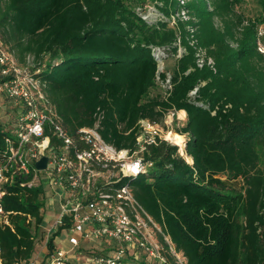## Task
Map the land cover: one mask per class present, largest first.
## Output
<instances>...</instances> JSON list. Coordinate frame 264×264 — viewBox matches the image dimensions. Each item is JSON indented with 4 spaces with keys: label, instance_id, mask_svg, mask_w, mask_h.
<instances>
[{
    "label": "trees",
    "instance_id": "16d2710c",
    "mask_svg": "<svg viewBox=\"0 0 264 264\" xmlns=\"http://www.w3.org/2000/svg\"><path fill=\"white\" fill-rule=\"evenodd\" d=\"M147 1L0 0V40L20 65L33 60L30 69L61 125L82 148L88 146L80 131L98 125L107 143L138 151L142 120L164 124L170 112L186 111L187 124L177 132L189 137L186 154L193 164L179 146L157 138L140 154L151 166L120 186L130 183L138 203L188 264H264V169L259 153L264 150V55L258 51L264 0L263 15L246 26L241 17L238 22L229 15L243 0L216 1L212 10L206 0L187 3L199 18L195 37L215 60L216 71L197 64L189 22L148 24L141 19L137 9H145ZM150 1L168 19L180 9L178 0ZM216 19L223 31L216 28ZM178 38L186 53L173 72L159 73L151 47L177 53ZM168 72L171 91L163 85ZM157 85L162 96L150 97ZM46 133L52 145L63 144L54 129L48 127ZM12 135L0 124V150ZM15 170L8 172L3 200L9 224L0 225L8 263L37 254L36 237L46 223L48 202L46 182L28 186L37 174L34 167L29 174ZM69 226L50 238L51 252ZM125 264L159 263L141 254Z\"/></svg>",
    "mask_w": 264,
    "mask_h": 264
},
{
    "label": "built area",
    "instance_id": "2783aa9c",
    "mask_svg": "<svg viewBox=\"0 0 264 264\" xmlns=\"http://www.w3.org/2000/svg\"><path fill=\"white\" fill-rule=\"evenodd\" d=\"M141 15L145 13L141 11ZM260 50L264 52L262 48ZM165 51V48H154L153 57L158 68H164ZM32 62L30 58L28 66L20 65L0 40V89L17 111L14 135L6 138V149L0 150V225L9 224L3 200L6 184L10 181L8 172L13 168H16L14 172L25 174L31 173L33 167L36 169V179L28 184L29 187L39 185L37 175L44 173V181L63 203L49 230L44 250L29 260L8 263L3 258L0 243V264H71V249L57 246L53 252L49 249L51 234L66 225H70L64 231L72 250L79 248L82 242L91 241H107L114 246L104 254L92 253L87 259L92 264H125L138 259L141 254L159 264H170L168 253L175 264H188L185 254L175 248L161 225L138 203L130 183L120 186L125 178L134 180L151 166L140 154L147 145L155 144L157 138L164 139L158 133L159 125L149 120L140 122L142 132L138 137L139 149L135 152L118 150L107 143L99 133L98 125L80 131L82 142L88 146L82 148L61 125L43 84L30 69ZM199 67H204V63H199ZM163 85L166 91L173 89L171 74L167 73ZM198 90L196 88L190 96L194 98ZM177 114L170 112L166 119L169 115L176 118ZM48 127L54 129L63 144L52 145L51 137L46 133ZM44 156L49 158L47 169L39 171L36 163ZM111 172L114 174L110 176ZM101 175L107 176L106 181L99 182Z\"/></svg>",
    "mask_w": 264,
    "mask_h": 264
},
{
    "label": "rangeland",
    "instance_id": "374dc122",
    "mask_svg": "<svg viewBox=\"0 0 264 264\" xmlns=\"http://www.w3.org/2000/svg\"><path fill=\"white\" fill-rule=\"evenodd\" d=\"M191 0H178L180 3V9L175 12L170 19H168L164 14H162L159 10V8L156 6L155 3H152L150 0H148L144 6L145 9L138 8L137 12L141 19L145 21L143 18H147L148 24H159L161 22H168L171 23V25H176L178 21H183V22H189L188 24V30L191 33L190 39L191 43L190 45L196 49V58H197V64L199 65L204 63V66L207 65L208 67L212 68L215 67V60L211 58L208 55L207 49L202 47L200 45V41L195 35L197 36V33L199 32V18L194 16L187 8V3ZM208 2V7L212 10V5L216 1L220 0H206ZM233 13H229V15L236 21L239 22V18H242V24L249 25L250 20H255L263 15V9L260 4V0H243L241 3H236L233 6ZM141 11L145 13V15H141ZM233 14L236 16L233 17ZM143 16V17H142ZM145 21V22H146ZM237 22V23H238ZM216 28L219 30L223 31L224 28L221 26V22L219 19L215 20ZM191 29V30H190ZM193 31V32H192ZM240 35V34H239ZM264 26H260L258 30V51L264 55V52H262L260 49L264 50ZM181 38H178V41L175 43V46L178 47L177 53H174L170 49L164 46H155L151 47L152 49V55L154 48H165V54L166 56L163 58L165 59L164 61V68L159 67L161 69V73L164 72H173L174 68L176 67L177 60L182 54L186 53V49L182 46ZM235 41H230L231 46L233 48H237V44L234 43ZM210 57V58H208ZM264 65V63H263ZM168 72V73H169ZM171 74V73H169ZM162 87L157 85L155 90L151 92L150 97H156V96H162ZM16 116H17V111H15L13 102L8 99L6 94L0 89V124L3 126V129L5 131H9L12 134L15 132V128L17 126L16 123ZM183 115L178 112L177 117L175 118L173 115H169L167 119L165 120L164 124H158V133L161 135L162 138L167 139L168 142H170L173 145L179 146L175 143H173L171 140L167 138V134L170 132H175L178 133L177 131L182 129L186 124L187 120L182 119ZM179 134V133H178ZM184 136L185 139V146H179L180 148V154L185 157L186 155V150H187V142L189 140V137L187 135H182ZM260 168L264 169V150H260ZM187 159V158H186ZM39 161V160H38ZM188 161V160H187ZM189 162V161H188ZM190 163V162H189ZM192 164V163H190ZM114 173H110L109 175H113ZM37 183H44L45 179V174L44 173H38L37 175ZM36 179V178H35ZM107 176L101 175L99 177V182L101 181H106ZM238 189H242L243 183H238ZM59 196V195H58ZM58 196L56 194V191L51 189L50 185H47V192H46V197H47V206L45 208V215H46V223L42 227V229L38 232V236L36 237L38 239V244H37V250L36 253H38L41 249L44 250V245L47 240V237L49 235V230L52 228V226L55 223V220L61 210V204L63 201L58 200ZM53 237V234H51ZM51 237V238H52ZM112 244L107 241H91V242H82L80 244L79 248H76L75 250H72L71 245L69 244L68 241V235L66 234V231H63L60 236L56 239V246L59 249H64L68 250L71 249V257H72V262H76V264H92L87 261L88 258L91 257V255L95 254H104L111 248H114V246H111ZM110 246V247H109ZM109 247V248H108ZM91 252H94L93 254H90ZM90 256V257H89Z\"/></svg>",
    "mask_w": 264,
    "mask_h": 264
},
{
    "label": "bare ground",
    "instance_id": "6f19581e",
    "mask_svg": "<svg viewBox=\"0 0 264 264\" xmlns=\"http://www.w3.org/2000/svg\"><path fill=\"white\" fill-rule=\"evenodd\" d=\"M182 114L184 116L185 112L183 111ZM167 138L179 146H185V139L184 136H182L181 134L170 132L169 134H167ZM185 157L190 163L193 162V159L187 154L185 155Z\"/></svg>",
    "mask_w": 264,
    "mask_h": 264
},
{
    "label": "water",
    "instance_id": "95a60500",
    "mask_svg": "<svg viewBox=\"0 0 264 264\" xmlns=\"http://www.w3.org/2000/svg\"><path fill=\"white\" fill-rule=\"evenodd\" d=\"M48 157L44 156L43 158H41L37 163H36V167L39 171H45L47 169V163H48ZM193 164V162H192Z\"/></svg>",
    "mask_w": 264,
    "mask_h": 264
},
{
    "label": "crops",
    "instance_id": "0c3cea01",
    "mask_svg": "<svg viewBox=\"0 0 264 264\" xmlns=\"http://www.w3.org/2000/svg\"><path fill=\"white\" fill-rule=\"evenodd\" d=\"M182 112L183 111H180V113L182 114ZM185 112V114H184V116H182L183 118L182 119H185V120H187V113H186V111H184ZM183 115V114H182Z\"/></svg>",
    "mask_w": 264,
    "mask_h": 264
}]
</instances>
